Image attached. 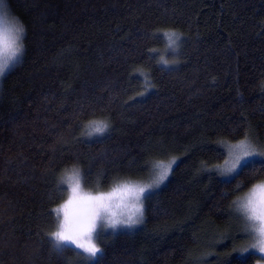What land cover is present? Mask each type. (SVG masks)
I'll return each mask as SVG.
<instances>
[{
  "label": "trees",
  "instance_id": "1",
  "mask_svg": "<svg viewBox=\"0 0 264 264\" xmlns=\"http://www.w3.org/2000/svg\"><path fill=\"white\" fill-rule=\"evenodd\" d=\"M7 2L26 32L0 81V264L261 258L235 246L244 221L235 202L264 182V158L230 177L202 168L223 167L245 133L264 140V0ZM167 32L179 34L177 47ZM92 121L109 128L89 137ZM174 157L142 200L143 223L101 234L90 261L74 246L57 250L53 210L68 172L107 194L151 184L154 165Z\"/></svg>",
  "mask_w": 264,
  "mask_h": 264
},
{
  "label": "snow or ice",
  "instance_id": "2",
  "mask_svg": "<svg viewBox=\"0 0 264 264\" xmlns=\"http://www.w3.org/2000/svg\"><path fill=\"white\" fill-rule=\"evenodd\" d=\"M165 35L169 46L177 47L176 41L180 38L179 34L167 32ZM0 42H2V37H0ZM161 60L164 65L169 64V61L164 60L163 57H161ZM86 127L88 128L87 135L91 137L93 134L105 133L109 125L104 121H92ZM228 155L230 159L225 161L223 167L219 165H215L213 168L204 166L202 171L212 173L215 170L221 176L236 174L241 168L247 167V165L257 157L264 158V145H259L248 133H245L244 139L228 146ZM177 159L178 158L174 157L167 164L163 162L156 163L154 168L157 169V173L151 184L143 186L124 184L113 190L124 191L128 193L130 197L140 202L141 206L138 208V216L134 221L125 226H134L143 223L142 194L146 195L148 191L158 188L165 182ZM73 180L75 181V185L70 183V181ZM61 183H67L70 186V191H81L79 171L74 170V172L67 175ZM240 186L241 185H237V188ZM92 199L98 198L94 197ZM235 203L237 205V211L242 213L245 221L243 231L248 233L253 240V243L238 250L247 251V248L251 247L258 249L260 253H264V182L254 186L245 198ZM53 211L57 213L58 219L60 213L63 214V218L59 220L58 230L50 234L55 242L57 250H62L61 246L63 245L73 244L78 249H83L85 253H88L89 258H94L97 253L101 252V249L98 248L92 240L93 233L97 230L98 221H101V212L97 211L95 218H93L91 209L77 210L76 199L71 196L63 205ZM101 227H104V225L101 224ZM206 255H212V253ZM202 259L203 258H201V260ZM197 264H200V262L198 261Z\"/></svg>",
  "mask_w": 264,
  "mask_h": 264
},
{
  "label": "clouds",
  "instance_id": "3",
  "mask_svg": "<svg viewBox=\"0 0 264 264\" xmlns=\"http://www.w3.org/2000/svg\"><path fill=\"white\" fill-rule=\"evenodd\" d=\"M26 28L21 21L10 16L7 0H0V81L7 74L10 61L17 54L23 53V35ZM75 185V181H70ZM76 199L77 210L91 209L93 218L97 211L101 212V221L113 230L118 225H128L138 216L140 202L124 191H111L107 194L91 195L82 191H71ZM98 199H92V198Z\"/></svg>",
  "mask_w": 264,
  "mask_h": 264
},
{
  "label": "rangeland",
  "instance_id": "4",
  "mask_svg": "<svg viewBox=\"0 0 264 264\" xmlns=\"http://www.w3.org/2000/svg\"><path fill=\"white\" fill-rule=\"evenodd\" d=\"M18 55H19V54H17V55L13 58V60L10 61V67H11V65H13V64L16 62V60L18 59ZM251 137H252V136H251ZM252 138L254 139V137H252ZM262 139H264V138H262ZM254 141L257 142L259 145H264V142H263L264 140L261 141V140H258V139H256V140L254 139ZM257 158H259V157H257ZM224 165H225V164H224ZM73 172H74V171L68 172L67 175L72 174ZM155 175H156V174H155ZM230 176H231V175H229V176H223V177H230ZM154 178H155V176L152 178V181H153ZM130 182H131V183H128V184H130V185H139V186L146 185L145 183H141V182H138V181H130ZM260 183H262V182H260ZM260 183H257V184H255V185H253L250 189H248V190H247V191L241 196V198H240L239 200H242L243 198H245V197L250 193V191L252 190V188H253L254 186L260 184ZM119 187H120V186H119ZM66 188H67L66 197H65L64 201H63L59 206H57V208L60 207L61 205H63V204L69 199V197H70V194H71L70 186L67 184V187H66ZM115 188H116V187H115ZM115 188H114V189H115ZM117 188H118V186H117ZM81 191L84 192V193L91 194V195H97V194H100V193H97V192H98V191H102V190H89V189H85V188H83L82 185H81ZM94 191H96V192H94ZM111 191H113V190H111ZM148 192H150V191H148ZM148 192H147V193H148ZM144 196H145V195L142 194V196H141V202H142ZM57 208H56V209H57ZM56 216H57V213H56ZM237 216H238L240 219H242V221L244 220V219H243V215H242V213L238 212V213H237ZM62 218H63V214L60 213V215H59V219H58V217L56 218V223H57V229H56V230H58L59 220H61ZM101 224H103L104 227H101ZM244 224H245V221H243V225H242V227H241L240 229H238V231H237V232H238V234L236 235V236H237V239L234 240V243H236V244H235L236 248H240V249L243 248V247H245V246L250 245L251 243H253V240H252L251 236H250L248 233H245V232L243 231ZM229 225H230V229H229L230 232L236 234V233H237V232H236L237 224H236L235 220H234V219L231 220L230 223H229ZM132 227H133V226H123V225H118V226L115 228V230L123 229V228L130 229V228H132ZM234 228H236V229H234ZM56 230H55V231H56ZM115 230H113L111 227L107 226L106 224H104V223L98 221L97 230L93 233V237H92L93 243H95L96 246L98 247L97 242H96V239L99 238V236H100L101 234H109V233L114 232ZM67 245H71V246L76 247V246L73 245V244H67ZM76 248H77V247H76ZM77 249H78V248H77ZM79 250L82 251V253H83V257H86L89 261L91 260V258H89V254H88V253H85L83 249H79ZM248 251H254V252L258 253V254L261 256V258L256 259V260L254 261L253 264H264V253H260L258 249H256V248H251V247H248V248H247V251H240V253L245 254V253H247Z\"/></svg>",
  "mask_w": 264,
  "mask_h": 264
}]
</instances>
